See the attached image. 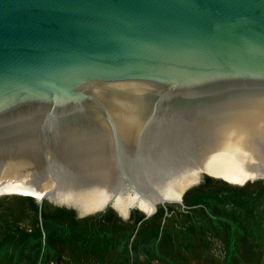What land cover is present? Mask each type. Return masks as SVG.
I'll return each instance as SVG.
<instances>
[{"label":"water","instance_id":"1","mask_svg":"<svg viewBox=\"0 0 264 264\" xmlns=\"http://www.w3.org/2000/svg\"><path fill=\"white\" fill-rule=\"evenodd\" d=\"M0 264H264V0H0Z\"/></svg>","mask_w":264,"mask_h":264}]
</instances>
